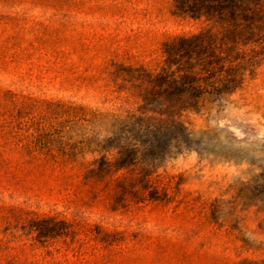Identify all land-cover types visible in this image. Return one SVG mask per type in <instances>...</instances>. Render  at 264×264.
Returning a JSON list of instances; mask_svg holds the SVG:
<instances>
[{"label":"rangeland","instance_id":"obj_1","mask_svg":"<svg viewBox=\"0 0 264 264\" xmlns=\"http://www.w3.org/2000/svg\"><path fill=\"white\" fill-rule=\"evenodd\" d=\"M173 3L0 0V264H264V38L213 30L221 95L176 116L184 141L136 142L169 118L164 45L212 26Z\"/></svg>","mask_w":264,"mask_h":264},{"label":"trees","instance_id":"obj_2","mask_svg":"<svg viewBox=\"0 0 264 264\" xmlns=\"http://www.w3.org/2000/svg\"><path fill=\"white\" fill-rule=\"evenodd\" d=\"M174 14L179 16L191 17L195 20H205L212 26L204 33L188 37H179L172 42L164 45V54L166 55V64L169 66L178 65L177 71L157 75L155 79L149 77L155 87L152 89L154 100H163L169 118L154 122L150 119L139 118L134 120V124L150 140L142 142L148 145L152 151L162 152L165 148L164 141L182 142L186 139L185 132L187 128L176 118L184 110H197L200 100L206 94L211 96L221 95L223 83L218 77L222 67L218 65L224 59L215 51L216 33L218 30L223 35L224 45L232 44L233 48L239 43L247 45L251 42L257 43L264 38V0H173ZM222 52V50H221ZM196 59L197 62L192 61ZM185 60V62H183ZM198 61H201L198 64ZM200 70H196V66ZM182 72L181 76H177ZM231 82V81H230ZM228 82V83H230ZM152 98V100H153ZM146 106L149 104L148 93L144 97ZM142 109L146 110V107ZM160 116H164L165 112ZM127 125H123L121 132H125ZM119 148V161L123 163L122 167L133 164V159L129 160L131 155L129 149L124 146ZM128 161V162H127ZM110 165L103 160L96 173L103 174L110 171ZM143 173L147 170L143 169ZM156 199H165L166 193H160L158 190L151 192ZM243 264H253L245 262Z\"/></svg>","mask_w":264,"mask_h":264}]
</instances>
